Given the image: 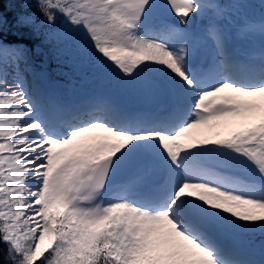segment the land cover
I'll use <instances>...</instances> for the list:
<instances>
[{
    "label": "snow or ice",
    "instance_id": "6c2138e0",
    "mask_svg": "<svg viewBox=\"0 0 264 264\" xmlns=\"http://www.w3.org/2000/svg\"><path fill=\"white\" fill-rule=\"evenodd\" d=\"M12 3L0 264H264V0Z\"/></svg>",
    "mask_w": 264,
    "mask_h": 264
},
{
    "label": "rangeland",
    "instance_id": "374dc122",
    "mask_svg": "<svg viewBox=\"0 0 264 264\" xmlns=\"http://www.w3.org/2000/svg\"><path fill=\"white\" fill-rule=\"evenodd\" d=\"M252 7L249 9L250 16H258L260 12L259 4L260 0H246ZM243 44L248 46V50L250 48H259L260 43H256L254 39H243ZM239 53H243L235 48ZM39 62V61H38ZM57 63L55 60L49 61L48 65L46 66V72L48 75V83L47 85H42L44 87H51L56 88L55 86H59L61 90L59 92L64 93L65 95L72 96L73 98L80 99L88 96L93 89H82L79 85L82 81L79 75L70 72L67 67H63L62 71L68 73V75H60L57 71ZM86 84H90L94 86L92 82H85ZM85 91V92H84ZM86 94V95H85ZM257 242L259 241L260 237H257Z\"/></svg>",
    "mask_w": 264,
    "mask_h": 264
},
{
    "label": "bare ground",
    "instance_id": "6f19581e",
    "mask_svg": "<svg viewBox=\"0 0 264 264\" xmlns=\"http://www.w3.org/2000/svg\"><path fill=\"white\" fill-rule=\"evenodd\" d=\"M252 16H253V15H252ZM253 39L256 41V43H261L258 35H257L256 37H254ZM234 47L237 48V49H238L239 51H241V52H245V51L248 50V46H246L245 44H243V40H242V39H238V40H236ZM82 81H83V82H81V83L79 84V85L81 86L82 89H93V88H94V86L90 85L89 83H88V84L85 83V82H90V81H84V80H82ZM55 87H56V88H52V86H51V87H49V88H50V89L57 90V91H60V90H61V88H60L59 86H55ZM84 92H85V91H84ZM85 95H86V94H85Z\"/></svg>",
    "mask_w": 264,
    "mask_h": 264
},
{
    "label": "trees",
    "instance_id": "16d2710c",
    "mask_svg": "<svg viewBox=\"0 0 264 264\" xmlns=\"http://www.w3.org/2000/svg\"><path fill=\"white\" fill-rule=\"evenodd\" d=\"M0 11H2L5 15L11 17L13 12L15 11L12 0H0Z\"/></svg>",
    "mask_w": 264,
    "mask_h": 264
},
{
    "label": "water",
    "instance_id": "95a60500",
    "mask_svg": "<svg viewBox=\"0 0 264 264\" xmlns=\"http://www.w3.org/2000/svg\"><path fill=\"white\" fill-rule=\"evenodd\" d=\"M37 63H39L38 61H37ZM45 70V69H44ZM46 71V70H45ZM47 83H48V75H47V78L44 80V81H42L41 82V84L42 85H47Z\"/></svg>",
    "mask_w": 264,
    "mask_h": 264
}]
</instances>
